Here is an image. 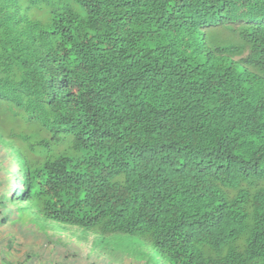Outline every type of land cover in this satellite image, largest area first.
<instances>
[{"label":"trees","instance_id":"1","mask_svg":"<svg viewBox=\"0 0 264 264\" xmlns=\"http://www.w3.org/2000/svg\"><path fill=\"white\" fill-rule=\"evenodd\" d=\"M0 174L89 257L264 264V0H0Z\"/></svg>","mask_w":264,"mask_h":264},{"label":"crops","instance_id":"2","mask_svg":"<svg viewBox=\"0 0 264 264\" xmlns=\"http://www.w3.org/2000/svg\"><path fill=\"white\" fill-rule=\"evenodd\" d=\"M3 218L0 213V264H79L60 245L49 244L43 234L20 231L9 223L3 225Z\"/></svg>","mask_w":264,"mask_h":264},{"label":"clouds","instance_id":"3","mask_svg":"<svg viewBox=\"0 0 264 264\" xmlns=\"http://www.w3.org/2000/svg\"><path fill=\"white\" fill-rule=\"evenodd\" d=\"M246 56V55H245ZM242 57H244V56H242ZM236 59V58H235ZM237 59H239V57H237ZM1 175V174H0ZM1 182H2V179H0V194H1V192L2 193H4V191L6 190V189H4V187H2L1 186ZM0 213L3 215V216H5V214H3V210H1L0 209ZM2 223V222H1ZM3 224V223H2ZM3 225H5V224H3ZM31 227V226H30ZM30 227H28L27 229L28 230H33L35 233H37V234H43L44 236H45V240H48L50 243L49 244H54V246L55 245H60L62 248H64L66 251H64L65 253H68V250H73V248H77L82 254H84L85 256H86V258H85V260H84V262L85 263H83V262H81V261H79V259L78 258H76V259H78V261H79V264H96V263H98V264H118V263H116V262H107V261H104L103 260V258H92V257H89L87 254H85L84 252H83V250H82V247H80V246H66L65 245V243H63V241L61 240V239H59L58 238V236H52V235H50V234H48V233H45V232H40V231H38V230H35L34 228H30ZM57 242V243H56ZM11 248H12V250L14 249L15 250V248H14V246L12 245L11 246ZM17 250V249H16ZM68 255H69V253H68ZM70 257H72V256H70ZM89 257V258H88ZM90 260V261H89ZM95 260V261H94Z\"/></svg>","mask_w":264,"mask_h":264},{"label":"rangeland","instance_id":"4","mask_svg":"<svg viewBox=\"0 0 264 264\" xmlns=\"http://www.w3.org/2000/svg\"><path fill=\"white\" fill-rule=\"evenodd\" d=\"M112 237H114L116 240H118L119 236L113 235ZM136 238V237H133ZM79 246V245H77ZM69 256H72V258H78L79 261L84 262L86 256L84 254H82L77 248H73V250H68ZM90 261V260H89Z\"/></svg>","mask_w":264,"mask_h":264}]
</instances>
